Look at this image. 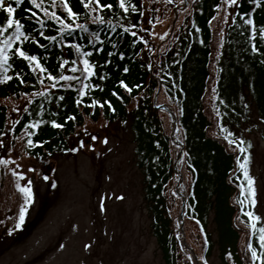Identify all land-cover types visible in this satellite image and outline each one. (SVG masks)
Masks as SVG:
<instances>
[{"label":"trees","instance_id":"1","mask_svg":"<svg viewBox=\"0 0 264 264\" xmlns=\"http://www.w3.org/2000/svg\"><path fill=\"white\" fill-rule=\"evenodd\" d=\"M68 2L77 17H67L62 0H56L55 5L52 0L44 2L49 12H56L72 24L71 30L60 32L61 24L49 19L29 0H23L19 6L15 0H5V6L11 3L16 9L13 17L21 20L30 37L16 46L37 55L48 71L41 73L34 63L30 67L18 56L10 59L7 74L13 78L0 83V139L7 131L10 101L14 100L25 101L13 126L14 138L23 135L24 153L37 159L70 153V140L88 121H118L129 126L135 161L142 174L150 228L163 263L193 264L181 249L175 229L174 214L180 211L175 210L173 201L181 202L182 198L173 190L178 154L172 138L173 114L179 138L185 144L179 162L188 199L185 227L192 222L204 236L203 256L212 255L217 247L225 264H244L240 244L243 227L249 225L245 212L256 214V209L247 201L246 192L240 195V186L246 188L247 181L238 163L243 162L245 155L239 150V142L251 144L247 149L251 175L254 146L249 132L260 123L264 125V40L259 36V28L264 26V0L259 6L254 0H238L231 11L225 0H154L148 8L145 0H131L138 10L133 12L129 8L128 13L118 7V0H101V4L113 5L111 10L102 11L85 9L80 0ZM33 12L37 16L33 17ZM145 12L149 18L144 17ZM98 16L103 17V23L96 19ZM6 17L7 13L0 9V26L6 27ZM247 19L254 20L255 34L252 26L245 23ZM163 20L173 22L172 31L163 43L166 48L154 50L156 41L150 24ZM13 31L14 26L0 35V41ZM48 36L55 40L46 39ZM253 44L259 51H253ZM84 52L91 55L83 57ZM84 58L95 65V75L83 80L84 84L93 85L86 89L85 96L78 95L82 87L79 80L56 81L57 86L52 87L48 72L81 77ZM61 64L64 66L60 67ZM125 67L128 72L123 71ZM4 74L5 70L0 68V76ZM21 79L25 83H20ZM121 80L131 92L120 85ZM93 99L102 104L109 101L112 107H87ZM77 100L82 103L78 105ZM163 103L172 112L156 107ZM72 116L74 120L68 119ZM254 117L258 118L257 123ZM52 120L64 127H52ZM36 121L44 123L32 128ZM29 132L34 134L29 136ZM29 139L33 146H28ZM229 140L237 143L230 144ZM242 199L243 206L239 203ZM256 223L257 231L248 245L252 244L260 256L264 251L258 243L261 220ZM212 224L213 231L209 230ZM247 254L251 258L249 247ZM253 263L264 264V258Z\"/></svg>","mask_w":264,"mask_h":264},{"label":"rangeland","instance_id":"2","mask_svg":"<svg viewBox=\"0 0 264 264\" xmlns=\"http://www.w3.org/2000/svg\"><path fill=\"white\" fill-rule=\"evenodd\" d=\"M152 1L145 0L147 8ZM228 4L231 11L235 4ZM144 17L149 14L145 12ZM172 24L170 20L150 24L154 50L166 48L163 43L170 37ZM24 106L25 101H10V131L0 139V159L8 161L0 163V264H164L150 228L129 126L88 121L70 140L75 151L37 159L24 153L23 135L14 138L11 133ZM253 120L258 122L256 117ZM249 133L254 146L251 176L264 227V125ZM177 151H181L180 143ZM19 174L24 178H18ZM28 180L33 203L25 205L16 185L26 186ZM180 185L184 192L183 180ZM173 204L180 211L181 202L174 199ZM22 206L27 212L16 228ZM174 215L177 218L179 212ZM209 230L213 231V224ZM198 231L192 222L179 229L192 263L204 264V236ZM243 232L240 245L245 258L250 231L245 226ZM209 259L207 264H225L217 247Z\"/></svg>","mask_w":264,"mask_h":264},{"label":"snow or ice","instance_id":"3","mask_svg":"<svg viewBox=\"0 0 264 264\" xmlns=\"http://www.w3.org/2000/svg\"><path fill=\"white\" fill-rule=\"evenodd\" d=\"M23 2V0H15V4L17 6H19L21 3ZM44 2L45 0H29V3L31 5H33L36 9H39L40 12L45 13L46 15H48L49 19L51 20H55L58 21L61 24V28L59 29L60 32H64L66 29L71 30L72 29V24L71 23H66L64 19H61V17L59 15H57L56 12H49V9L47 7H44ZM228 3L231 4H236L237 0H227ZM53 5H55L56 0H52ZM80 3L83 5V7L85 9H91L92 11H97V10H103V9H109L111 10L113 5L111 3L108 4H101V0H80ZM254 3L257 4V6H259V4L261 3V0H254ZM62 8L66 11L67 13V17L69 19L77 17L78 13L73 11L72 7H70L68 0H62L61 3ZM118 7L120 9L123 10L124 13H128L129 12V8H131V11L135 12L137 11V6L131 3V0H118ZM0 9H2L4 12L7 13V17H6V27L5 26H0V35H4L9 29H12L14 26V31L12 32L11 35L6 36L5 39H3L2 41H0V68L5 70V74L3 76H0V83H6L10 80H12V76L7 74V67L9 65V61L11 58L13 57H21L23 58V60L28 62V65L31 67L34 63L35 68L39 69L41 73H45L48 70L46 68H44L41 65L40 59L38 58L37 55L35 54H29L27 51L22 50L21 47L16 46L17 42H20V44H23L24 42H27L30 40L29 35L27 34L26 30H25V25L21 22L20 19H14L13 17V13L16 11V9L12 6L11 3H9L7 6H5V0H0ZM33 17L37 16L36 12L32 13ZM96 19L100 20L101 23H103V17L98 16L96 17ZM38 22L43 24V20L42 19H38ZM245 23L249 26H252V32L255 34L257 32V28L255 26V22L252 19H247L245 21ZM78 27H83V25H78ZM133 27H135V25H133ZM125 31H128L127 29H125ZM41 36H44L43 32H40ZM133 36L136 35L135 32L132 33ZM259 36L261 40H264V26H260L259 28ZM253 39H255V35H253L252 37ZM46 39L48 40H55L54 36H48L46 37ZM37 44L39 43V41H35ZM77 50H79V45H76ZM253 51H259V49L256 48L255 44H253ZM81 55L83 57H89L91 55V53L88 52H84L81 53ZM111 55V53H110ZM123 58V57H122ZM68 61H64V64H67ZM73 63L75 64L76 62L73 61ZM64 64H61L60 67H63ZM82 64H83V69L81 70V77H77V76H67L64 75L63 73H61L59 76L53 75L52 73L48 72L47 75V79L49 81H53L52 83V87H56L57 84L55 83L56 81H77L79 80L82 84V87L80 89H78V95L80 97H83L86 95V89H90L91 87H93V85L91 84H84L83 80L88 79L89 77L95 75L94 72V67L95 65H93L89 59L84 58L82 60ZM73 72L77 71V68L73 67L72 68ZM124 72H128L129 69L127 67H125L123 69ZM101 79H104L103 76L100 77ZM41 83H43V80L40 81ZM20 83H25V81L23 79L20 80ZM120 85L122 87H124L125 89H127L129 92H131L132 89L128 88V86L123 82V80L120 81ZM69 87L71 86V84L68 85ZM94 87L99 88V85H95ZM135 87H140V85H136ZM102 90V89H101ZM213 92H215V89H213ZM42 94V93H41ZM113 95H117L116 93H113ZM119 98V97H118ZM61 99H63V97H61ZM82 100H77V104H81ZM104 104H107L109 108L112 107L111 103L109 101H105L103 104L96 99H93L91 101L90 105H87V107H92L95 108L96 106L99 107H104ZM114 111V109H112ZM68 119H75L74 116L69 117ZM44 123V121H36L34 123L31 124L32 128H36L38 127L40 124ZM52 127L55 128H63L64 125L57 123L56 120H52L50 121ZM222 131H227V129H221ZM34 133L29 132V136L33 135ZM229 136L232 135V133H228ZM227 138V137H226ZM92 139H96L95 136L92 137ZM104 143H107V140L105 139L103 141ZM229 143H237L235 140H229ZM28 146H33V141L31 139H29L27 141ZM244 145H247V147H244ZM3 146V141L0 140V147ZM83 146V145H81ZM251 147L250 142H246L241 140L239 142V150L242 153H245V155L243 156V162H240L238 160L239 163V167L243 170V175L247 181V186L245 188L244 185H241V196L245 195V192L247 193L246 199L247 201L250 203L251 206H255L256 204V199H255V188H254V178L249 175V170H248V164L250 162V156L247 154V149ZM76 149H72V151H75ZM0 163H4L7 164L8 161L7 160H2L0 159ZM20 179H23V174H19ZM32 181L28 180L26 186H21L20 184L16 185V188L19 192H21L23 194L24 197V204L25 205H30L31 203H33V190L31 187ZM122 198V197H121ZM239 203L241 204V206L244 205L245 200H240ZM102 210H103V205L101 206ZM243 210V209H242ZM27 212V208L22 206L20 208L19 211V222L16 224V228H19L25 219V214ZM245 215L248 217L249 220V227L252 229L253 233H255L257 231V223L256 221H259L261 218L259 216H257L253 211H247L245 212ZM258 243H259V248L261 250H264V227H259L258 228ZM248 247L251 250V258L253 261L257 260V259H261L264 258V251L261 252V255L258 256V252L257 249L255 247H253L252 244H249ZM204 264H207V260L205 259Z\"/></svg>","mask_w":264,"mask_h":264}]
</instances>
